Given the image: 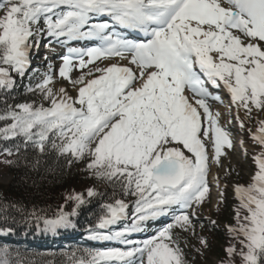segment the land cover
Wrapping results in <instances>:
<instances>
[{"label": "snow or ice", "instance_id": "snow-or-ice-1", "mask_svg": "<svg viewBox=\"0 0 264 264\" xmlns=\"http://www.w3.org/2000/svg\"><path fill=\"white\" fill-rule=\"evenodd\" d=\"M0 13V138H19L25 151L69 166L84 163L92 176L134 198L130 223L119 227L130 205L114 195L88 229L87 239L122 247L78 248L68 264H189L174 229L195 235L212 166L233 148L209 100L222 102V87L245 118L264 113V0H0ZM41 46L47 54L34 67L32 49L38 56ZM25 78V92L39 104L9 102ZM249 132L260 151L252 155L251 182L234 187L236 223L227 230L236 243L225 249L228 264L236 256L241 264H264V119ZM0 154L16 156L2 161L7 165L22 159L20 145ZM39 163L37 157L32 167ZM97 195L89 188L88 199L68 197L75 206L53 218L20 210L21 220L35 219L44 233L72 229L78 210ZM10 209L17 203L0 204V219ZM164 217L170 222L155 234L132 239ZM215 225L210 221L209 230ZM11 231L0 227V234ZM26 251L2 245L0 264H29Z\"/></svg>", "mask_w": 264, "mask_h": 264}, {"label": "trees", "instance_id": "trees-1", "mask_svg": "<svg viewBox=\"0 0 264 264\" xmlns=\"http://www.w3.org/2000/svg\"><path fill=\"white\" fill-rule=\"evenodd\" d=\"M13 95L16 96V100L12 101L9 96L10 103L22 102L19 97L23 95V85H20ZM3 107L4 105L0 103V110H2ZM4 123V121H0V126H3ZM247 139L249 138L247 137ZM17 141L18 138L9 140L0 138V150L5 148L14 149ZM247 154L250 160V168L252 172H254L255 165L252 160V155L254 153L248 151ZM21 156L22 159L20 163L7 165L12 175L11 181L6 185H0V204L3 202L17 203V209H10V214L7 218L0 219V227H10L16 233L21 232L22 234L27 232L33 235L46 234L38 230L35 219L22 222L20 210H22L24 214L35 212L38 216H47L49 218L55 217L61 209L70 212L75 206V203L69 200L68 197L82 195L88 199L87 190L93 185L95 177L92 175L89 177L83 176L85 173H88V171L85 170L86 167L84 163H75L69 166L63 158L57 162L54 156H40L35 149L30 150L28 148L27 151H25L21 148ZM37 157H39L40 163L34 168L32 165L35 164ZM25 158L28 161L27 163L25 162ZM15 159V155L10 157V160ZM80 166H82L84 170L78 172L77 167ZM105 184L107 188L105 193L92 197L88 204L82 206L78 210V215L74 218L76 226L84 220H86V226L88 222L94 221L95 217L97 218L101 212V205L111 201L114 195L115 198H125L121 195L119 189L114 190L106 181ZM227 192L226 190L222 197L219 209L215 210L212 214L211 221H216V225L211 227V230H209L210 223L203 228L204 237L207 239L209 247L204 249L197 239L199 246L196 247V251L200 249L201 251L206 250V252L214 253V256L218 259V264H222V262L228 264V257L226 256L225 249L230 244L236 243L228 233V230L219 223L226 222L229 223V225H235L236 223L235 210L239 201L232 196H228ZM9 239L11 241L8 243L0 240V246L7 245L10 249H16L21 252L24 251L23 245H16L12 242H22L23 237L16 239V235L12 234ZM236 246L239 248L238 244ZM198 255L203 257V255L197 251L196 260L191 259L190 264H198V262L201 261L200 258L197 259ZM25 256L29 260V264H37L36 262H41V264H52L57 260V258L51 254L48 257H39L31 250H27ZM236 258L240 259L239 256H236ZM59 262L60 260L57 261L56 264ZM234 264L236 263L234 262Z\"/></svg>", "mask_w": 264, "mask_h": 264}, {"label": "rangeland", "instance_id": "rangeland-1", "mask_svg": "<svg viewBox=\"0 0 264 264\" xmlns=\"http://www.w3.org/2000/svg\"><path fill=\"white\" fill-rule=\"evenodd\" d=\"M3 13H0L2 15ZM41 50V48H40ZM47 54V51H42V55L39 56L38 63L40 64V61L43 59V57ZM101 66H104L103 64ZM42 72V70H40ZM80 73L76 70L72 73L73 77L79 75ZM57 81L60 80L59 77L56 78ZM62 84H67V82H61ZM61 83H56L54 84V87L57 89L61 86ZM68 91L71 95L75 96V91L72 90L71 85H67ZM33 99L38 102H41L40 98L38 96H30L27 99ZM210 105V104H209ZM217 107V110H214L213 113L218 112L219 113V118H218V123L219 125L226 127L228 131L231 133V139L233 140V148L231 150H225V155H223L221 159V165L219 167L213 165L212 166V171L210 172L209 175V182H210V193H209V198L208 200L201 205L199 212L202 213L203 218L210 217V214L212 210L214 209V206H218L220 203V190L225 189L227 190L228 196H232V194L235 196L234 192V187L236 185H244L247 186L251 182V176L253 175L254 172H252L250 168V161L245 154V150L249 149V146L245 143H243V147L241 146V141H242V134L243 131L239 127V123L236 120V117L239 116L240 121L244 123V128L248 127L249 129L252 130V132H255L256 128L258 127V122L261 119H264V113L260 114H253L251 120L245 118L243 110H237L235 107H228V106H220L217 104L212 103L210 105V108ZM225 110L228 112L226 116L223 115V111ZM249 134H251L249 132ZM255 145V144H254ZM236 150H235V149ZM258 150H255L253 153H258ZM9 159L10 156H5L1 155L0 156V185H6L11 181V173L10 170L7 167V164L2 163L3 160ZM243 166V168L240 167ZM82 169L79 168L78 171H81ZM90 174V173H89ZM85 174L84 176H87ZM217 178H218V183H217ZM97 193L103 192L105 190V184L100 180L96 179L93 187L91 188ZM229 189L231 190L232 194L230 193ZM214 192L216 195L214 196ZM225 193V191H224ZM198 222L196 223V229H195V235L192 234V232H188L185 234H180L179 229H174V234L176 237L179 239L180 245L182 248L185 249L186 252H188V260L190 264V260L195 257L196 260V249L194 246H196L195 243V236L198 235L200 237L202 235L201 230V219L198 216L197 213V218ZM205 219H202V222L205 223ZM195 243V244H194ZM203 257H200L198 255L197 259H201V261L198 262L202 264H217V259L214 256V253H205L203 252ZM234 262L236 264H241V261L239 258L234 257Z\"/></svg>", "mask_w": 264, "mask_h": 264}, {"label": "bare ground", "instance_id": "bare-ground-1", "mask_svg": "<svg viewBox=\"0 0 264 264\" xmlns=\"http://www.w3.org/2000/svg\"><path fill=\"white\" fill-rule=\"evenodd\" d=\"M118 59H119V58H115V59H113V62L118 61ZM125 63H126V62H124V64H125ZM133 67H135V66H133ZM215 113H218V112H215ZM215 113H214V114H215Z\"/></svg>", "mask_w": 264, "mask_h": 264}]
</instances>
